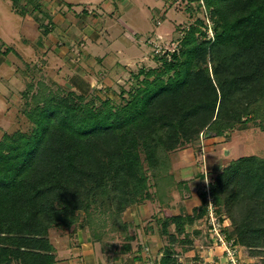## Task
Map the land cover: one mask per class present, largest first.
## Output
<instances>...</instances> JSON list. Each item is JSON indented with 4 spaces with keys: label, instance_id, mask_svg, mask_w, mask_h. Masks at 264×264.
I'll return each mask as SVG.
<instances>
[{
    "label": "trees",
    "instance_id": "trees-1",
    "mask_svg": "<svg viewBox=\"0 0 264 264\" xmlns=\"http://www.w3.org/2000/svg\"><path fill=\"white\" fill-rule=\"evenodd\" d=\"M10 1L21 15L40 8L38 0ZM202 1L212 36L205 38L206 22L198 18L179 49L158 57L161 67L134 75L139 86L121 106L95 108L84 95L56 96L47 87L30 92L28 84L24 114L34 128L0 141V264H55L49 229L71 227L78 211L91 215L99 205H113L121 214L150 199L148 172L155 175L159 202L167 203L175 184L166 153L201 132L223 136L257 119L264 131V0ZM209 193L214 213L220 221L225 213L229 222L226 238L264 264V157L230 160ZM201 198L192 214L164 218V232L171 224L175 233L159 264H178L171 248L178 237L191 248L201 230L190 237L188 228L208 212L206 194ZM121 250L139 258L129 242Z\"/></svg>",
    "mask_w": 264,
    "mask_h": 264
},
{
    "label": "rangeland",
    "instance_id": "rangeland-1",
    "mask_svg": "<svg viewBox=\"0 0 264 264\" xmlns=\"http://www.w3.org/2000/svg\"><path fill=\"white\" fill-rule=\"evenodd\" d=\"M38 1L40 8L34 13L38 14L37 22L40 25L42 23V26L38 25V31L31 36L39 35L40 32L39 39L44 40V31L48 29L46 45L52 48L51 55L44 56L43 52L39 51L43 45L41 41L37 43V37L35 40L28 39L27 43L23 40L20 30L21 17L14 14L10 0H0V39L4 42L0 40V141L4 134L29 135L34 128L32 121L24 114V109H30V98L23 93L28 90V84L33 86L30 92L37 91L39 87H47L56 96L68 92H73L76 96L84 95V100L95 108L103 107V102H108L114 107L121 106L130 98V92L139 86L134 75L141 68L147 70L161 67L158 57H162L164 51L179 49L180 40L187 28L191 25L197 26L198 18L206 22L205 38H210L213 33L208 18L209 12L202 0ZM63 12H69L70 18L65 16L63 20ZM33 16L36 17L35 14ZM119 16L134 32L123 27ZM66 20L70 21V29L66 27ZM35 26L37 27L36 24ZM91 56L94 57L93 64H89ZM64 60H67V63ZM138 79H142V76ZM258 123L259 119L248 122L244 130L235 126L223 136H210L209 130L203 131L197 140L167 152L166 156L170 161L169 173L171 172L175 184L174 188L167 192V203L159 202L155 195V175L148 172V191L152 196L150 199L132 204L121 214L114 213L113 205H99V208L90 210L91 215L78 211L77 221L71 227L54 228L51 232L48 230L49 241L56 247L61 245L63 248V241H66L68 235L76 240H86L93 244L94 253H102L104 261L100 264L110 263L119 257L129 261L131 254L121 252L123 245L128 242L133 253H141L142 247L147 245L151 250L148 253L157 256L158 250L162 251L166 246H171L169 235L175 233L171 224L167 227V232H164L163 220L166 216L177 215L175 213L178 211L183 215L192 214L193 209L201 204V194L204 190L210 191V183L215 175L222 171L230 160L245 155L264 157V131L259 129ZM209 138L211 139L208 141ZM186 148L191 151V166L188 160L182 166L176 158L175 151ZM227 150L228 154L225 153ZM175 162L181 167H172L176 165ZM195 176L199 178L198 182ZM183 183L191 187L189 192L182 188L181 191L177 189L178 185ZM186 203L188 210L184 209ZM93 205L96 206L95 203ZM168 207L169 209H166ZM221 217L229 223L225 213L222 212ZM204 218L198 219L196 225L188 228L190 237L193 230L200 231L204 228ZM201 233L202 231L194 239L191 238V248L181 242L183 236L178 237V241L171 247L173 252L181 255L185 253L184 257L186 254L190 257L189 253L200 252V244L204 241ZM147 235H156L158 244L152 237L147 238ZM129 237H134V240L129 241ZM233 243L245 259L248 258L252 264H260L258 257H249L236 240ZM156 246L159 247L157 250ZM224 246H216L213 257L215 254L221 257L225 252ZM222 256L224 261V255Z\"/></svg>",
    "mask_w": 264,
    "mask_h": 264
},
{
    "label": "crops",
    "instance_id": "crops-1",
    "mask_svg": "<svg viewBox=\"0 0 264 264\" xmlns=\"http://www.w3.org/2000/svg\"><path fill=\"white\" fill-rule=\"evenodd\" d=\"M43 1V0H42ZM41 1V2H42ZM44 1H46V0H44ZM60 2H63V1H61V0H59ZM53 2V1H52ZM160 2H162V0H160ZM11 5H12V3H11ZM146 5H148L147 3H146ZM149 6V5H148ZM131 7H132V3H131ZM12 10H13V12H14V14L15 15H18V16H20L21 17V24H20V30H21V35L23 36V40L27 43L28 42V39H30V40H35L36 39V37H37V43L38 42H42L41 44L43 45V47H41L42 48V50L39 48V51H42L43 52V55L45 56V55H47V54H49V55H51L52 53H53V50H52V48L50 47V46H48V45H46V42H47V37H48V33H46L45 34V36H44V40H42L41 38L39 39V37H40V32H39V35L38 34H36L34 37H32L31 35H33L34 33H35V31H38V25L40 26V23H38L37 21V17H38V14L37 13H32V14H30L29 12L27 13V14H24V15H21V14H19V13H16L15 12V10L13 9V7H12ZM62 11V10H61ZM65 12H67V11H65ZM125 12H126V10H125ZM33 14H35L36 15V17H34L33 16ZM63 14V20H64V17L65 16H67V18H70V14H69V12L68 13H62ZM111 16V15H110ZM34 17V18H33ZM16 20H18V17H16L15 18ZM118 19L120 20V22L122 23V25H123V27L125 26L128 30H130L131 32H134L133 30H131L129 27H128V25L123 21V19H120V16L118 17ZM66 22V24H67V26L66 27H68L69 29L71 28V26H69L70 25V21L68 22L67 20L65 21ZM34 23V24H33ZM76 24H77V21L75 22ZM35 24L37 25V27L35 26ZM72 25H75L74 23H72ZM78 25V24H77ZM118 27V26H117ZM88 29H90V30H92L91 28H88ZM113 29H114V27H113ZM134 34H136L137 35V33L135 32ZM1 40V39H0ZM2 41V40H1ZM136 41V40H135ZM3 42V41H2ZM4 43V42H3ZM6 44V43H5ZM134 44H135V42H134ZM45 46V47H44ZM137 48V47H136ZM15 51V50H14ZM15 53L17 54V51H15ZM18 54L22 57V55L18 52ZM55 54V53H54ZM55 56L56 57H58V55L57 54H55ZM73 56L75 57V55L73 54ZM60 57V56H59ZM43 58H45V57H43ZM93 58L94 57H92L91 56V61L89 62V64H93L94 63V61H93ZM22 59H23V57H22ZM61 59H63V58H61ZM60 59V60H61ZM116 59V58H115ZM96 60V59H95ZM64 61H66L65 63H67V60H64ZM49 61H48V65H49ZM50 66H51V64H50ZM77 78H78V76H77ZM80 78V77H79ZM211 138H209V139H207L208 141L210 140ZM212 147H214V145H211ZM210 146V147H211ZM189 149L190 148H186V149H181V150H177V151H175L176 152V158H178V160L181 162V164H182V166L185 164V162L187 161L188 163H189V165L191 166V162H192V158H190L191 156V154H190V152L191 151H189ZM209 149V148H208ZM214 151H215V149H213ZM178 153V154H177ZM180 155V156H179ZM185 155V156H184ZM184 156V157H183ZM181 157H183V158H181ZM173 164V163H172ZM175 166H172V167H174L175 169H177V168H179V167H181V165H178V163H176L175 162ZM177 166V167H176ZM192 168H194V167H192ZM174 171V170H173ZM171 173V172H170ZM198 176V175H197ZM197 176H195V180H196V182H198L199 181V178L197 177ZM184 180H185V178H184ZM179 187L177 188L179 191H181L180 189L182 188V190H185L186 192H189L190 190H191V187L190 186H188V184L187 183H183V185H178ZM171 197H172V193H171ZM199 200V199H198ZM197 204H200V203H197ZM195 206H197V205H195ZM185 208L184 209H187L188 210V203H186V205L184 206ZM175 208H178L179 209V207H175ZM193 208V207H192ZM166 209H169V207L168 208H166ZM180 209H181V207H180ZM171 210H175V209H171ZM187 212V211H186ZM175 214H180V212L178 211V212H176ZM54 228H51L50 230H49V232H51V230H53ZM70 237V238H69ZM149 237H152V239H153V241H156V243L158 242L157 241V236L156 235H147V238H149ZM64 243H65V247L63 246V248L61 247V245H59L58 247H56L55 245H53L52 243V245H53V247H54V249H55V251H54V254H55V264H100L102 261H104L102 258H103V255H102V253H94L93 252V244H91V243H88V242H86V240H82V239H75V238H71V236L70 235H68L67 236V239H66V241H65V239H64V241H63V245H64ZM158 244V243H157ZM157 247V246H156ZM159 247H157L156 248V250L158 249ZM157 252H159V253H156L157 254V256H160L161 257V255H162V253H161V251L160 250H158Z\"/></svg>",
    "mask_w": 264,
    "mask_h": 264
},
{
    "label": "built area",
    "instance_id": "built-area-1",
    "mask_svg": "<svg viewBox=\"0 0 264 264\" xmlns=\"http://www.w3.org/2000/svg\"><path fill=\"white\" fill-rule=\"evenodd\" d=\"M203 136V133L201 134ZM203 139V137H201ZM206 198L208 200V212L204 218V228L200 229L202 231L201 235L204 238L203 243L200 244V252L189 253L190 257L187 254L184 257L180 253L177 255L178 264H252L250 260L245 259L241 251H238L237 246L233 243L232 240H228L226 235L223 232V227L227 224L225 219L220 221L219 216L214 213V209L211 203L210 193L207 190H204ZM196 225V224H195ZM225 245V252L222 253L223 257L215 256L213 257L212 253L216 246ZM150 248L145 245L142 247L141 253H136V256L139 258H131L129 261H124L121 257L117 260H113L110 263L106 264H159L160 257L153 256V253H148ZM151 251V250H150ZM199 252V253H198ZM203 252V253H202ZM133 257V256H132Z\"/></svg>",
    "mask_w": 264,
    "mask_h": 264
},
{
    "label": "water",
    "instance_id": "water-1",
    "mask_svg": "<svg viewBox=\"0 0 264 264\" xmlns=\"http://www.w3.org/2000/svg\"><path fill=\"white\" fill-rule=\"evenodd\" d=\"M225 153H226V154H228V150H227V151H225Z\"/></svg>",
    "mask_w": 264,
    "mask_h": 264
},
{
    "label": "clouds",
    "instance_id": "clouds-1",
    "mask_svg": "<svg viewBox=\"0 0 264 264\" xmlns=\"http://www.w3.org/2000/svg\"><path fill=\"white\" fill-rule=\"evenodd\" d=\"M54 204H56V200H55Z\"/></svg>",
    "mask_w": 264,
    "mask_h": 264
}]
</instances>
